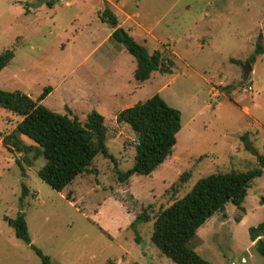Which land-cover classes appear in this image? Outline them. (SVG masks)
I'll return each mask as SVG.
<instances>
[{
	"label": "rangeland",
	"instance_id": "rangeland-1",
	"mask_svg": "<svg viewBox=\"0 0 264 264\" xmlns=\"http://www.w3.org/2000/svg\"><path fill=\"white\" fill-rule=\"evenodd\" d=\"M106 8L149 54L171 58L172 73L138 82L134 58L99 18ZM258 44L264 48V0H0V54L15 55L0 72V89L36 99L51 87L41 104L82 124L99 113L113 156H97L95 174L57 192L38 177L42 157L27 167L34 153L5 148L21 117L0 107V264H40L7 224L18 212L52 264H175L151 241L157 215L200 178L255 168L243 136L264 156V51L246 81L242 69ZM157 94L181 112L175 149L151 175L121 184L115 163L119 171L132 167L136 135L116 118ZM142 210L150 221L137 225L138 244L131 225ZM263 219L264 168L243 204L215 213L188 246L213 264H264L249 236Z\"/></svg>",
	"mask_w": 264,
	"mask_h": 264
},
{
	"label": "trees",
	"instance_id": "trees-1",
	"mask_svg": "<svg viewBox=\"0 0 264 264\" xmlns=\"http://www.w3.org/2000/svg\"><path fill=\"white\" fill-rule=\"evenodd\" d=\"M49 5L52 2L48 3ZM101 21L109 24L113 31L111 38L122 44L134 58L136 69L134 78L138 82L147 81L153 72L171 74L174 62L164 52L155 50L149 54L144 46L122 27L118 26L116 16L106 8L99 15ZM264 48L257 45L253 56L248 59L255 62V55L262 54ZM13 50L0 54V72L13 60ZM234 62V61H233ZM240 64V62H238ZM46 87L42 94L32 99L27 94L0 89V107L21 117L15 129L3 140L8 151H17L25 157L34 153L32 159H26L27 167L42 157L44 165L38 170V177L57 192L65 190L78 176L84 173L95 174L92 167L97 156L113 161L106 146V128L104 118L97 112L87 115L84 124L74 116L56 113L41 102L51 92ZM117 123L126 124L135 135V154L131 168L119 171L116 167L117 181L127 182L133 175H151L175 149L177 134L181 129V112L169 106L158 94L143 103L126 108L116 118ZM26 137L34 144H27ZM245 149L251 152L257 166L248 171L213 173L200 178L191 190L169 207L162 210L154 220L151 241L160 252L175 264H213L199 256L188 246L196 236L197 230L215 213H224L229 203L240 207L248 194L254 179L260 177L264 168V156L253 148L247 136H243ZM21 171L23 167L17 162ZM187 174H181L180 180H186ZM23 185L21 200L26 196ZM69 199V197H68ZM150 221L146 210L138 213L132 223L135 229V241L141 244L136 227ZM7 224L13 228L16 238L22 240L40 258V264H52L50 257L36 248L28 232L22 212L14 218H8ZM249 236L257 253L264 258V219L249 228ZM139 264V263H134Z\"/></svg>",
	"mask_w": 264,
	"mask_h": 264
},
{
	"label": "water",
	"instance_id": "water-1",
	"mask_svg": "<svg viewBox=\"0 0 264 264\" xmlns=\"http://www.w3.org/2000/svg\"><path fill=\"white\" fill-rule=\"evenodd\" d=\"M243 81H246L250 77V73L252 71L251 64L247 61L243 66ZM138 135H136L137 137Z\"/></svg>",
	"mask_w": 264,
	"mask_h": 264
},
{
	"label": "crops",
	"instance_id": "crops-1",
	"mask_svg": "<svg viewBox=\"0 0 264 264\" xmlns=\"http://www.w3.org/2000/svg\"><path fill=\"white\" fill-rule=\"evenodd\" d=\"M113 31V30H112ZM23 138V140H26L27 138L26 137H22Z\"/></svg>",
	"mask_w": 264,
	"mask_h": 264
}]
</instances>
